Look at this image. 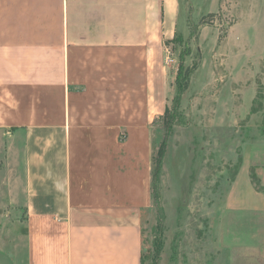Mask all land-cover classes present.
Returning <instances> with one entry per match:
<instances>
[{
  "label": "crops",
  "instance_id": "1",
  "mask_svg": "<svg viewBox=\"0 0 264 264\" xmlns=\"http://www.w3.org/2000/svg\"><path fill=\"white\" fill-rule=\"evenodd\" d=\"M191 3L0 0V131L23 151L25 264H144L162 63Z\"/></svg>",
  "mask_w": 264,
  "mask_h": 264
},
{
  "label": "rangeland",
  "instance_id": "2",
  "mask_svg": "<svg viewBox=\"0 0 264 264\" xmlns=\"http://www.w3.org/2000/svg\"><path fill=\"white\" fill-rule=\"evenodd\" d=\"M188 17L162 63L168 111L152 140L153 156L163 142L165 153L142 217L143 262L154 264L162 233L155 264H264V0H192ZM21 148L0 131V264L26 260Z\"/></svg>",
  "mask_w": 264,
  "mask_h": 264
},
{
  "label": "trees",
  "instance_id": "3",
  "mask_svg": "<svg viewBox=\"0 0 264 264\" xmlns=\"http://www.w3.org/2000/svg\"><path fill=\"white\" fill-rule=\"evenodd\" d=\"M183 58H182V61H181V64L178 68V73H177V76H176V95L173 99V106L175 109H178L179 111V108H180V105H181V100H182V96L184 94V92L186 91L187 89V84H188V73L185 74L184 76V63H183ZM168 111V110H166ZM164 153H165V142H163L158 150V155H157V158L155 156H153V173H152V187H153V196L155 198V193H154V190H155V181L157 179V176L159 174V170L161 168V164H162V161H163V157H164ZM160 225V224H159ZM162 233H160L159 235H157L155 237V240L153 242V250H154V264L157 260L160 259V252H161V249L163 247V242L161 240H159L160 236H161Z\"/></svg>",
  "mask_w": 264,
  "mask_h": 264
}]
</instances>
